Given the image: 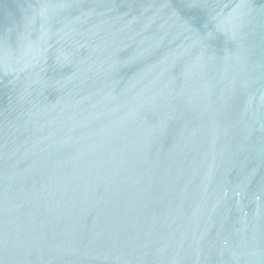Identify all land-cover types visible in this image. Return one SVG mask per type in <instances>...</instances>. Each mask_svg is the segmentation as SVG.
<instances>
[{"label": "water", "instance_id": "water-1", "mask_svg": "<svg viewBox=\"0 0 264 264\" xmlns=\"http://www.w3.org/2000/svg\"><path fill=\"white\" fill-rule=\"evenodd\" d=\"M0 264H264V0H0Z\"/></svg>", "mask_w": 264, "mask_h": 264}]
</instances>
